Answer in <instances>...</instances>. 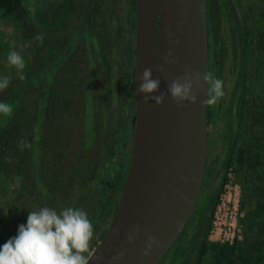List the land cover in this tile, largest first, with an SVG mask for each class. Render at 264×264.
<instances>
[{
  "label": "trees",
  "instance_id": "1",
  "mask_svg": "<svg viewBox=\"0 0 264 264\" xmlns=\"http://www.w3.org/2000/svg\"><path fill=\"white\" fill-rule=\"evenodd\" d=\"M28 1L0 0V28L4 27V21L14 26V51L26 62L24 79L19 78L16 70L8 72L6 76H11V83L0 92V101L13 105L10 117L0 115V183L5 184L6 189H14L11 208L19 212L15 213L11 225L7 224L9 217H0V228L5 226L9 232L6 243L17 235L20 225H26L31 210L44 206L58 212L60 207L83 208L94 225L93 251L108 230L126 181L134 133V77H131L128 94L131 103L121 139L115 147L116 158L109 156L98 171V164L94 165L91 155L95 148L93 136L100 139L99 133L86 131L91 123L89 116L93 115L88 114L90 101H86L91 92L87 90L83 99L87 113L84 132L83 116L78 111L81 106L78 80L72 88L59 84L60 66L72 59L74 50L77 51L74 45L81 36L61 43V39L53 38L48 30H39ZM260 6H264L262 0L253 2L251 14H248L243 0H208L210 72L224 82L225 92L217 104L208 106V139L210 146L211 135L221 137V161L194 213L192 227L195 228L182 241L183 247H175L183 239V233L169 251L171 254L168 253L160 264H166L169 258L172 264H189L193 259V264H202L204 258L213 259L209 264H264V31H256L250 23L251 20L256 25L260 21L257 17L261 14ZM40 34H43L41 51L34 39ZM7 51L9 49L1 44L0 54H7ZM89 55L94 59L91 51ZM102 57L104 72L111 79V61L105 54ZM229 70L233 74L230 91ZM70 89L75 91L74 96ZM44 106H47L44 113L51 123L55 120L56 126L44 129L42 173L34 179L31 175L32 150L40 108L43 113ZM67 121L72 122V127L66 126ZM254 133L255 149L250 145L236 152L239 172L245 181L241 206L244 240H237L233 245L211 242L209 232L227 185L236 145L244 135ZM22 141L28 144L23 150ZM102 167H106V177L101 172Z\"/></svg>",
  "mask_w": 264,
  "mask_h": 264
},
{
  "label": "water",
  "instance_id": "2",
  "mask_svg": "<svg viewBox=\"0 0 264 264\" xmlns=\"http://www.w3.org/2000/svg\"><path fill=\"white\" fill-rule=\"evenodd\" d=\"M134 133L125 185L107 232L89 264H160L196 211L207 165L210 72L208 0H135ZM171 52L166 62L164 57ZM163 68V72L158 68ZM146 68L159 79L157 106L139 93ZM199 72L197 103L178 107L168 94L185 70ZM134 239L129 242L128 237ZM149 237H154L148 255ZM121 253L123 255H121ZM120 256L119 259H116Z\"/></svg>",
  "mask_w": 264,
  "mask_h": 264
},
{
  "label": "rangeland",
  "instance_id": "3",
  "mask_svg": "<svg viewBox=\"0 0 264 264\" xmlns=\"http://www.w3.org/2000/svg\"><path fill=\"white\" fill-rule=\"evenodd\" d=\"M243 1L247 13L251 14L250 9L252 7V3L257 2L258 0ZM85 2L86 4H84ZM132 2L133 0L28 1V7L30 11H32V15L35 19V25H37L36 20L40 16L41 23L47 24L48 27L57 28L56 36L57 38L61 39V43H66L67 41L76 39V35H80V30L78 31L79 15L81 17L82 12H80V8L83 4L85 5L84 17L87 25L85 30H82L83 33L81 39L74 45V49H77V51L74 50L75 53L72 55V59H69L65 64L60 66V75L62 77L59 84L61 87H66V84H68L72 88L74 87L75 82L78 80L77 88L79 89V100L81 104V106L78 108V111L82 113L81 117L83 116L82 120L84 123H81V126H83L84 132V125L87 121V113L86 109L84 108L85 100L83 101V99H85V92H87V90L88 93L91 92V97L87 96L86 101H90L88 114L93 115L89 116L91 123L87 127L86 131L90 130L95 133H99L100 139L94 138L93 136L92 146L95 148L92 149L93 152L91 155V160L94 165L96 166L98 164V171L104 161L109 159V156L112 155L111 157L113 159L116 158V143L119 144L118 141L121 139L124 120L126 119L129 105L131 103L130 99L128 98V94L131 77L134 71V68H132L131 57L135 44L134 31L132 27ZM262 2L264 3V0H262ZM259 13L261 14H257V17H259L260 21L256 22V25L251 20L250 23L253 26V29L256 31H264V6H260ZM70 17L73 19L71 18L70 20ZM92 18H95V20ZM92 21H95V24H92ZM14 29L15 28L13 25H8L5 21L4 27L0 28V45L2 44L3 48L9 49L7 54H0V77L6 76L8 72L13 73L15 71V69L9 66L7 63L8 53L16 48V45L14 44V38L16 35ZM89 51H91L94 59H92V57L89 55ZM103 54L108 56L113 66L111 79H109V77L104 72L105 68L102 57ZM99 55L101 56L99 57ZM232 76L233 74L229 70L227 81L228 91H230L232 88ZM69 92L73 96L75 95L74 90L70 89ZM46 109L47 106H44L42 113L40 108L38 122L36 125L34 147L32 150L33 164L31 167V175L34 179H38L42 173L43 145L45 143L44 129L54 128L56 126L55 120L53 123H51V121L48 119V115L44 113ZM72 125V122H66L67 127H72ZM208 131H210V129ZM255 136V133L247 134L238 141L235 149V159L229 168L228 181L224 191V195L228 196V198H230L232 201H237V226H239L240 229L242 227V230L243 212L241 206L244 194L243 185L245 181L243 174L239 172V166L237 165L236 161V152L242 147L250 148V145L254 147L253 149H255L256 144L253 145L254 141H252ZM209 138L210 143L212 141V145L210 144L209 146L204 183L197 209L199 208L202 196L205 194L210 183L212 182L213 176L216 173L221 161V137L219 135H211ZM215 138L216 142H214ZM109 165L110 161L107 162L105 166L108 167ZM106 167H102L101 169L104 177H106L108 174L104 173ZM113 173L114 172H112V174ZM16 182L19 183V179H17ZM12 189H6L5 184L0 183V217H9L7 222L8 225H11L14 222L15 213H19L17 209H14L13 207L11 208V200L13 199L12 195L14 194V189ZM94 202L95 201H93V203ZM59 209L61 210L62 208L60 207ZM193 217L194 214L186 229L184 230L185 233L183 232L184 235H181L183 239L178 243L176 242L177 244L175 247H183L184 243H182V241L188 236V233L192 232L195 228L194 226L192 227ZM8 237L9 232L6 230L5 226L0 228V247L3 246L4 241ZM173 248L174 247H172V249ZM169 254H171V252H169ZM172 254H174V252ZM193 260H191L189 264H193ZM211 261H213V259L207 260L204 258L202 264H209ZM166 264H172L171 258H169Z\"/></svg>",
  "mask_w": 264,
  "mask_h": 264
},
{
  "label": "clouds",
  "instance_id": "4",
  "mask_svg": "<svg viewBox=\"0 0 264 264\" xmlns=\"http://www.w3.org/2000/svg\"><path fill=\"white\" fill-rule=\"evenodd\" d=\"M37 41H43V34L34 37ZM171 52L164 57L166 62ZM7 63L14 68L21 80L26 62L17 51H10L7 55ZM163 72V68L157 69ZM201 79L199 72L185 70V75L171 82L168 87L173 101L178 107H183L184 102L197 103V92L193 91L194 84L198 85ZM203 80L207 85L205 106L217 104L225 95L224 82L216 78L212 72H207ZM11 83V76L0 77V92L6 90ZM159 79L152 78V69L143 71L139 93L144 94L145 103L151 97L157 106L163 104L165 94L152 95L159 91ZM13 113V105L0 101V115L10 117ZM28 147L26 141L21 142V149ZM94 225L88 213L83 208L67 206L59 212L55 208L47 206L29 211L26 225L18 227L15 237L9 239L0 247V264H89L92 260V240L94 239ZM131 242L134 237H128ZM147 251L149 254L152 245L156 243L154 237H149ZM121 255H123L121 253ZM117 256L116 259H119Z\"/></svg>",
  "mask_w": 264,
  "mask_h": 264
},
{
  "label": "built area",
  "instance_id": "5",
  "mask_svg": "<svg viewBox=\"0 0 264 264\" xmlns=\"http://www.w3.org/2000/svg\"><path fill=\"white\" fill-rule=\"evenodd\" d=\"M220 201L213 217L209 240L211 242L233 245L237 240H243L242 227L240 229L237 226V201H232L224 193Z\"/></svg>",
  "mask_w": 264,
  "mask_h": 264
},
{
  "label": "flooded vegetation",
  "instance_id": "6",
  "mask_svg": "<svg viewBox=\"0 0 264 264\" xmlns=\"http://www.w3.org/2000/svg\"><path fill=\"white\" fill-rule=\"evenodd\" d=\"M84 4H86V2ZM84 4L80 8V12L82 11L81 12V17L79 15V26H78L79 29H78V31L80 30V36H82V33H83L82 30H85V25H87V22H86L85 17H84V12H85V10H84L85 5ZM132 13H133V15H132L133 25H132V27H133L134 38H135V34H136V2H135V0H133V2H132ZM71 18L72 17H70V20H71ZM36 24H37L36 26L38 27L39 30H41V29L42 30H45V31L48 30L49 33L52 35L53 38H57V36H56V30H57V28L48 27L47 24L41 23L40 16L37 18ZM69 29H70V27H69ZM71 30H72V28H71ZM58 41L60 43V40H58ZM72 41H73V39L70 40V42H72ZM37 42H38L37 43L38 44V49H40V51H41V41H37ZM133 58H134V60H133ZM131 61H132V63H134V67H133L134 68V71H133V74H132V77H134V73H135V44H134V50L132 52Z\"/></svg>",
  "mask_w": 264,
  "mask_h": 264
}]
</instances>
